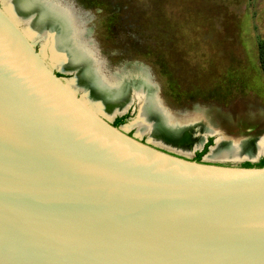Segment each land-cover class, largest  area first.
I'll list each match as a JSON object with an SVG mask.
<instances>
[{"label": "water", "instance_id": "1", "mask_svg": "<svg viewBox=\"0 0 264 264\" xmlns=\"http://www.w3.org/2000/svg\"><path fill=\"white\" fill-rule=\"evenodd\" d=\"M56 71L0 0V264H264V167L141 141Z\"/></svg>", "mask_w": 264, "mask_h": 264}, {"label": "rangeland", "instance_id": "2", "mask_svg": "<svg viewBox=\"0 0 264 264\" xmlns=\"http://www.w3.org/2000/svg\"><path fill=\"white\" fill-rule=\"evenodd\" d=\"M45 1L66 12L75 43L91 53L103 78L145 75L172 110L206 112L231 137L263 134L264 0H64L83 25L65 3ZM100 58L112 67L141 66L113 70ZM123 129L148 139L135 123Z\"/></svg>", "mask_w": 264, "mask_h": 264}, {"label": "bare ground", "instance_id": "3", "mask_svg": "<svg viewBox=\"0 0 264 264\" xmlns=\"http://www.w3.org/2000/svg\"><path fill=\"white\" fill-rule=\"evenodd\" d=\"M4 1L14 18L26 23L29 33L40 37L45 43L50 39V52L61 59L56 62V68L74 76L72 86L102 116L111 120L122 114L132 97H136L140 100L139 120L135 123L138 134L147 132L149 143L165 146L173 151L186 153L197 147L206 125L200 120L181 124L171 118L159 104L154 84L145 75L120 79L114 76L103 78L91 53L75 43L72 20L64 10L45 0ZM257 144L259 151L264 153V137ZM252 150L253 146L247 140L240 141L238 145L228 142L212 149L209 158L236 152L249 153Z\"/></svg>", "mask_w": 264, "mask_h": 264}, {"label": "flooded vegetation", "instance_id": "4", "mask_svg": "<svg viewBox=\"0 0 264 264\" xmlns=\"http://www.w3.org/2000/svg\"><path fill=\"white\" fill-rule=\"evenodd\" d=\"M58 1H61V2L65 3L66 5H68L71 9L70 11H71L72 16L77 21H79V23L82 24V21H83L82 16L77 15V13L72 9V7L66 1H64V0H58ZM1 2L4 5L5 9L8 11V13L13 17V15L11 14V12L8 9V5L6 4V2L4 0H1ZM15 20L19 23V25H21L23 27V30L25 31V33L31 39H33V42L35 43V48L37 50H44L45 49L44 55H45V60L48 64L55 65V63L57 61L61 60L60 58L54 57L52 55V53L50 52V47H49L50 39H48L49 40V41H47L48 43L43 42L40 37L32 35L31 33H29L26 30V23L24 21H20L19 19H15ZM90 47H91V49H93L91 43H90ZM100 59H102V58H100ZM102 60L107 65H109V67L113 70H114V68H117V70H121L126 66H130V67L131 66H141L139 64L134 65V64L130 63V64H120L119 66L112 67V65L109 64L107 59H102ZM111 69H108L109 72L112 71ZM56 74L59 76H64V77H70L71 76V75H63L57 71H56ZM149 77H151L150 74H149ZM157 95H158V98L160 99L161 103L163 104V106L168 110L167 112L171 116V118L178 119L179 121H181L180 122L181 124H185V123L189 124L191 122H197L198 120H197V117L195 115H198V112L202 117L204 115L205 118L207 119L206 112L204 113V112H200V111H193L191 108L190 110H192L193 112L188 113L190 110H188L187 106L184 107L183 109H180V110H178V109L172 110L165 103L168 100L164 99L162 91H161V89H158V87H157ZM203 119L204 118H201L200 120H202L201 122L204 123L207 128L202 133V139L203 140H202L201 146L198 149H194L190 152L183 153V152L170 150V149L166 148L165 146H161V147L165 148L167 150H170L172 152L181 154L182 156L186 157L187 159H189L191 161H196V162L205 161V162L217 164V165H224V166L236 165V166H240V167H243L246 164L250 165L251 167H260L264 163V153L259 151V144H257L258 140L262 139L264 137V130H262L263 134L256 136V137L255 136H246V135L245 136L243 135V136L231 137V136H228L225 133H223V131L220 129L219 125L212 122L211 118H208L207 120L206 119L203 120ZM138 120H139V103L136 100H132L131 104L125 109V111L122 114L116 115L113 117V119L111 120V124L115 127L124 128L127 125H129V126L133 125ZM252 130L253 129H251V131ZM127 134H129L131 136L135 135L134 133H128V132H127ZM140 139H141V141H147V135L146 136L144 135ZM242 140H247V141L251 142V144L253 146V150L251 152H249V153H247V152L246 153H237L236 152V154H230V155L228 154V155H225L222 157L211 158V159L209 158L211 156L212 149H214L217 145H224L225 143H228V142L231 144L238 145L239 142Z\"/></svg>", "mask_w": 264, "mask_h": 264}, {"label": "trees", "instance_id": "5", "mask_svg": "<svg viewBox=\"0 0 264 264\" xmlns=\"http://www.w3.org/2000/svg\"><path fill=\"white\" fill-rule=\"evenodd\" d=\"M259 57H260V62L262 64V72L264 75V44L259 45ZM243 167H251V166L246 164ZM260 167H264V163Z\"/></svg>", "mask_w": 264, "mask_h": 264}]
</instances>
